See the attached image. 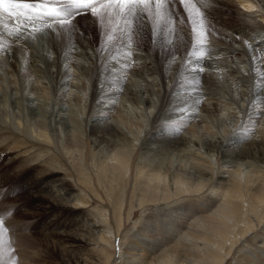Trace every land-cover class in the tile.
Returning a JSON list of instances; mask_svg holds the SVG:
<instances>
[{"label":"bare ground","instance_id":"6f19581e","mask_svg":"<svg viewBox=\"0 0 264 264\" xmlns=\"http://www.w3.org/2000/svg\"><path fill=\"white\" fill-rule=\"evenodd\" d=\"M236 4L258 14L246 27L264 26V0H227L218 10L234 12ZM0 36L11 45L0 52L7 59L0 60L4 173H12V189L30 207L38 203L30 215L41 218L45 232L69 242L65 248L88 252L74 264H116L113 250L122 264H264V80L257 83L255 71L264 70V40L252 43L255 52L242 44L237 50L232 39L218 56L206 49L200 74L186 66L191 49L179 50L180 61L171 56L150 67L136 57L140 63L125 69L110 54L101 63L96 52L83 57L66 48L44 56V70L29 55L25 62L30 51L15 47L6 29ZM185 36L177 31L164 45ZM24 62L30 83L16 75L15 64ZM46 73L51 87L43 82ZM161 79L169 90L162 91ZM178 92L224 104L217 130L197 114L179 117L194 104L190 98L177 104ZM24 95L42 106L23 111ZM173 119L181 125L164 123ZM137 210L129 240L124 230ZM136 250L153 259L133 255Z\"/></svg>","mask_w":264,"mask_h":264},{"label":"rangeland","instance_id":"374dc122","mask_svg":"<svg viewBox=\"0 0 264 264\" xmlns=\"http://www.w3.org/2000/svg\"><path fill=\"white\" fill-rule=\"evenodd\" d=\"M226 1L227 0H196L197 6L204 13L208 31L207 43L204 47L207 50L209 49L208 51L210 52L214 49L216 56H218L221 49L227 48L226 46H228V44H226V42L231 39V44H233V47H237V50H242L241 44L250 47L252 43H257L256 40H264V26H261V29H250L245 26L247 25L246 20L249 21L257 18V12H251L249 14L244 13L243 10L236 4L237 10L234 9V12L221 13L218 10V4L226 3ZM28 2H31V0H28ZM229 2H235V0H229ZM166 12L167 14L163 15L159 19L155 16V14L151 16L145 14L138 17L131 33V40H129V34L126 32L123 25H120L119 30H117L115 17L111 20H109L108 17H105L103 22H101L98 18H93L90 13H82L79 15L74 21V30L69 33L46 30L41 34H37L35 39H33L30 35H28L29 29L21 28V35L23 39L17 40L14 35L9 36L15 37L13 39V41H15V47L25 46L23 47L24 50L26 52L30 51L25 55V62H27V57L29 55V62L32 61L35 64L38 63L37 65L42 69H44V56H56L61 54L66 48H71L70 51H73L77 55L83 57H91L93 56V53H97L101 63H104L107 60V55L110 54V58L113 62L120 64L122 60H124L123 62L130 67H134L136 64L140 63L139 60H133H136V57L144 58L146 60L145 63H148L149 65L150 63L152 65H156L157 62L159 63L160 61L164 62V60L170 58L171 56L175 60L180 61V58L184 55L180 53L179 50H185L186 55L189 49L192 51V47L188 48L189 43L191 44L194 42L193 33L191 31L192 27L188 21V16L185 12L184 6L180 4V0H169L166 6ZM246 14L251 16L247 17L245 16ZM238 17H244L246 19L237 20L239 19ZM5 25H8L9 27H5ZM18 27L21 26L16 24L13 18L8 17L7 14H0V31L6 29L8 33L10 31H14V29ZM177 31L180 34H186L189 38L191 37V40L186 38L185 42L183 41L184 43L179 40V43H175L176 46L170 43V48H167L164 43L168 40V35H170L171 38H175L177 36ZM110 36L112 37L111 39H109ZM86 40L89 44L85 47L83 42ZM117 43L120 45H117ZM9 51L10 53L13 52L12 49ZM191 51L188 52V57ZM129 53H131V55H129ZM212 55L214 56V54ZM0 60L3 61L7 59L4 58L3 54H0ZM10 60L11 59H9L10 64H13L14 60L12 59V63ZM25 62L23 64H15L16 75L20 78L18 79L19 81L25 80L27 83H30L33 80V78L30 77V65ZM63 68L66 70L65 66ZM67 69L70 70L69 68ZM218 69L221 71L227 70L226 68L221 69L220 66H218ZM161 80L162 91L163 88L169 90L170 83L167 82L168 79ZM43 82L50 87L52 86V81H50L47 73L46 79H44ZM263 83L264 81L261 84ZM107 90L112 92L116 90V88H109ZM29 98H31L30 95H24L20 99L21 106H24L22 108L23 111H30L33 106V109L35 108L34 110H36L42 106V104L39 103L41 100H39L36 96H32L30 100ZM119 98L120 97H114V99L112 98L113 100H110L114 102L118 99L117 102H121V99ZM186 98H190V101L192 100L194 105L189 108H184L183 113L179 117L184 118L190 114H197V116H202V118L206 121V124L211 126V129L214 131L217 130L221 115L219 110L225 109L224 104L217 105L214 102H210L211 104H208L206 101L207 98L202 97L199 105H197L194 103L197 97L195 98L193 94L183 92L176 93L177 104L183 105V103L187 100ZM27 99L29 101H27ZM32 99H34V101ZM36 102H38V105H35ZM157 107L158 106L156 105L153 113L157 111ZM166 122H170L172 124L178 122L180 125L182 123L181 119L176 121L174 119L170 121L166 120L164 123ZM86 129L88 130V127ZM21 130L30 134V129L27 127V124L25 125V128H21ZM177 131L185 133L186 128L178 127ZM66 163L68 166L70 165L68 160H66ZM5 168L6 165L5 163H2V159L0 157V218H3L4 227L8 230L4 236L3 247L0 249V254H2L3 257V264H74L77 260H82L83 258L81 254H88L87 251L78 252V248H65V246L69 245V242L58 239V236L53 235L50 232L51 229L45 232L41 218L37 215H30V211L37 208L36 204L38 203H35L30 207L28 204L29 201L26 199L25 195L17 193V191L12 189V187L16 184L13 181L12 173L8 175L9 177L5 175ZM70 178L71 176L65 177L68 185L78 191L79 189L74 186L73 181ZM41 202L47 203L45 201ZM41 206L42 205H40V207ZM86 211L87 209H84V213ZM140 214V211L137 210L134 219L131 220L132 222L126 224L124 230L127 234L126 239L130 240L133 237L132 231H136L133 227L134 222L139 221ZM112 240V242H114L115 239ZM118 241H120V239ZM134 252H132V254L135 256L140 254L145 255L147 260L153 259L152 255L144 254L137 250ZM112 254L116 264H122V261H120L118 257L120 256L118 255V251L113 250Z\"/></svg>","mask_w":264,"mask_h":264},{"label":"snow or ice","instance_id":"6c2138e0","mask_svg":"<svg viewBox=\"0 0 264 264\" xmlns=\"http://www.w3.org/2000/svg\"><path fill=\"white\" fill-rule=\"evenodd\" d=\"M168 2L169 0H31V2L28 0H0V14H7L21 26L7 33V35H14L17 40L23 39L21 28L29 29L28 35L33 39L37 34L46 30L72 32L75 19L82 13H90L93 18H98L101 22L105 17H108L109 20L115 17L117 30L120 25H123L129 34V40H131V33L137 18L145 14L148 16L155 14L159 19L167 14ZM180 3L184 6L188 21L192 25L194 41L186 66L193 73L202 74L205 71L203 61L207 53L204 45L207 43L208 37L204 13L197 6L196 0H180ZM5 27L9 26L5 25ZM111 38L110 36L109 39ZM10 47V42H6L3 36H0V52H7ZM250 51L255 52V49L250 46ZM253 59L255 60V57ZM124 67L128 69L129 66L125 65ZM255 71L259 73L257 83L264 80V70L256 69ZM198 83L199 79L193 77V84L198 85ZM201 99L202 97H198L194 103L199 105ZM248 118L251 119L250 116ZM257 118H259V114H257ZM7 231L3 218H0V249L3 247ZM0 264H3L2 254H0Z\"/></svg>","mask_w":264,"mask_h":264}]
</instances>
